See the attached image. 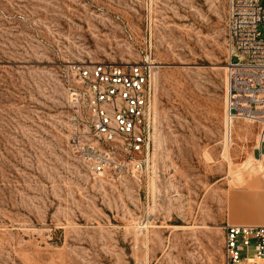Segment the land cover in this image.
Returning <instances> with one entry per match:
<instances>
[{"label":"rangeland","instance_id":"rangeland-1","mask_svg":"<svg viewBox=\"0 0 264 264\" xmlns=\"http://www.w3.org/2000/svg\"><path fill=\"white\" fill-rule=\"evenodd\" d=\"M228 3L0 0V264H223L227 223L264 224L262 125L225 116ZM150 54V164L95 169L72 147L71 66Z\"/></svg>","mask_w":264,"mask_h":264},{"label":"built area","instance_id":"built-area-1","mask_svg":"<svg viewBox=\"0 0 264 264\" xmlns=\"http://www.w3.org/2000/svg\"><path fill=\"white\" fill-rule=\"evenodd\" d=\"M227 30L226 121L254 118L264 134V0H229ZM156 73L151 54L71 66L72 147L95 169L141 174L149 166L159 128ZM223 230V264H264V225L227 223Z\"/></svg>","mask_w":264,"mask_h":264},{"label":"crops","instance_id":"crops-1","mask_svg":"<svg viewBox=\"0 0 264 264\" xmlns=\"http://www.w3.org/2000/svg\"><path fill=\"white\" fill-rule=\"evenodd\" d=\"M255 187H258V186H255ZM260 188H264V185H262V187H260ZM246 193H247V191H246ZM246 193H242V194H239V195H233V198H237L238 196H241V195H245ZM240 207V206H239ZM242 212H243V210L242 209H245V207L244 206H241L240 208H239ZM245 212V211H244ZM247 212V211H246ZM249 218L251 219V220H254V219H256V218H261L262 219V221H264V213H257V212H254V213H250L249 214ZM236 219L237 220H240V221H245V220H243V218H242V216L241 215H237L236 216ZM242 219V220H241ZM246 221H249V220H246ZM258 221H260V220H258ZM250 222H253V221H250ZM245 223V222H244ZM247 223V222H246ZM240 224V223H239ZM249 224H254V223H249Z\"/></svg>","mask_w":264,"mask_h":264},{"label":"bare ground","instance_id":"bare-ground-1","mask_svg":"<svg viewBox=\"0 0 264 264\" xmlns=\"http://www.w3.org/2000/svg\"><path fill=\"white\" fill-rule=\"evenodd\" d=\"M239 224V223H238ZM240 224H249V223H240ZM257 225H264V224H257Z\"/></svg>","mask_w":264,"mask_h":264}]
</instances>
